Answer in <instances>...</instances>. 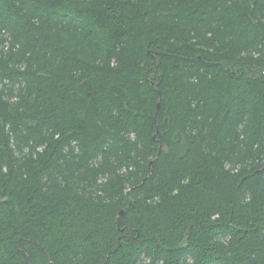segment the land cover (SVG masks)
<instances>
[{
    "label": "trees",
    "instance_id": "1",
    "mask_svg": "<svg viewBox=\"0 0 264 264\" xmlns=\"http://www.w3.org/2000/svg\"><path fill=\"white\" fill-rule=\"evenodd\" d=\"M49 262L264 264V0H0V264Z\"/></svg>",
    "mask_w": 264,
    "mask_h": 264
},
{
    "label": "water",
    "instance_id": "2",
    "mask_svg": "<svg viewBox=\"0 0 264 264\" xmlns=\"http://www.w3.org/2000/svg\"><path fill=\"white\" fill-rule=\"evenodd\" d=\"M153 163H154V160H152V161L150 162V164H149V169H150V170H151V168H152ZM122 213H123V210H121V211L118 213V215H121ZM49 264H52V262H49Z\"/></svg>",
    "mask_w": 264,
    "mask_h": 264
}]
</instances>
